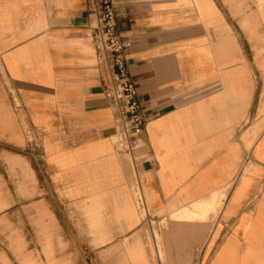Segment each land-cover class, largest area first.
<instances>
[{"label":"crops","instance_id":"1","mask_svg":"<svg viewBox=\"0 0 264 264\" xmlns=\"http://www.w3.org/2000/svg\"><path fill=\"white\" fill-rule=\"evenodd\" d=\"M95 1L0 0V167L18 191L0 177V211L37 193L20 152L31 127L42 145L28 151L104 248L102 264H153L144 210L159 218L165 264L200 248L197 264H264V189L235 192L247 160L264 172V0H113L146 118L130 152L115 143ZM33 200L43 263L72 264L56 255L54 216ZM0 227L21 264H42L6 216ZM0 264L14 263L1 251Z\"/></svg>","mask_w":264,"mask_h":264},{"label":"rangeland","instance_id":"2","mask_svg":"<svg viewBox=\"0 0 264 264\" xmlns=\"http://www.w3.org/2000/svg\"><path fill=\"white\" fill-rule=\"evenodd\" d=\"M30 131H32L31 127H23L24 143L21 146L23 150H21L20 152L25 156L30 157L31 159L30 163L37 177V193L32 196L31 200L29 201H16L13 206L1 210L0 217L6 216L9 222L12 224L13 228H17L25 238L26 249L36 251L39 257V261L44 264L46 263V261L43 254H41V244L36 240L35 231L31 222L32 217L36 214V211L32 209V204L35 203L33 198H40L42 199V202L45 204L48 210L51 212V214L54 216L58 225V235L63 243V247L59 246L57 248V257L71 256L72 264H102L101 251L104 248H96L93 246L91 241L88 239V235L85 232V222L81 219L80 215L69 209L68 204L70 202L56 200L57 197L55 193L57 192V190L52 182L50 169L44 164L43 161H36L32 154L28 151V144L34 147L42 145L40 135L37 138V136H35V133L32 132V134H30ZM0 177L3 180L10 182L8 187L12 192H18L16 176L12 175V173L7 168L3 166L0 167ZM251 184L253 185L252 195L253 198H255V196L262 192V190L264 189V172L260 166L249 159L243 164L235 192L240 193L244 191L245 188V191H248ZM1 188H4L2 192H5L7 187L4 184ZM25 204H29L31 207L29 209H24L27 208L26 206H24ZM61 204L62 207H60ZM64 204L67 207H64ZM185 214L187 215L186 212ZM186 218L191 219V217L189 216H186ZM152 219L155 220V224L160 227L159 218L152 217ZM59 225H62L64 233L62 232L61 227L59 229ZM140 227H146V229L148 230L147 219H144L142 221L139 228ZM6 235L7 231L2 230L0 227V252H5L9 259H11V262H13L14 264H21L9 249L7 245ZM115 239L118 240L120 238L115 236ZM69 240H71V244H69ZM160 240L161 237L159 234V241ZM163 255L165 257L164 251ZM192 261L193 258L190 262L181 264H191ZM152 263L157 264L155 260ZM173 264L180 263L178 261H175Z\"/></svg>","mask_w":264,"mask_h":264},{"label":"built area","instance_id":"3","mask_svg":"<svg viewBox=\"0 0 264 264\" xmlns=\"http://www.w3.org/2000/svg\"><path fill=\"white\" fill-rule=\"evenodd\" d=\"M92 29L99 59L109 77L105 82V91L115 107L119 121V149L130 152L134 147L132 136L141 134L146 118L137 99L136 86L127 69L126 52L129 44L118 30L113 0L95 1ZM140 202H143L142 198Z\"/></svg>","mask_w":264,"mask_h":264},{"label":"bare ground","instance_id":"4","mask_svg":"<svg viewBox=\"0 0 264 264\" xmlns=\"http://www.w3.org/2000/svg\"><path fill=\"white\" fill-rule=\"evenodd\" d=\"M106 80H109L108 74H106ZM113 110V120H114V126H115V133H114V138H115V143L117 145V148L119 151L121 152H126L123 150L119 149V141H120V134H119V121L117 116L115 115V107H112ZM30 134H32L31 132H29ZM37 136V135H35ZM39 136H37L38 138ZM132 140L134 141V146L139 144L142 141V138H134L132 137ZM144 214H145V219H147L148 221V227H149V231H150V236H151V241H152V247H153V251H154V260L157 264H165L164 262V255L160 246V241H159V233H158V228L155 225L154 221H152V217H150L147 212L144 210ZM203 248H200L197 251L196 257L194 259V261L192 262V264H197L198 260L200 258V254L202 252Z\"/></svg>","mask_w":264,"mask_h":264}]
</instances>
